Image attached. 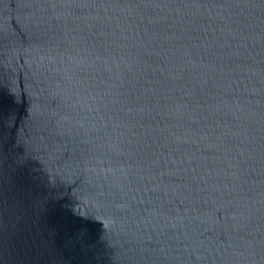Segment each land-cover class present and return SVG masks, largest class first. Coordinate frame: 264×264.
<instances>
[{"label": "water", "instance_id": "obj_1", "mask_svg": "<svg viewBox=\"0 0 264 264\" xmlns=\"http://www.w3.org/2000/svg\"><path fill=\"white\" fill-rule=\"evenodd\" d=\"M0 264H264V0H0Z\"/></svg>", "mask_w": 264, "mask_h": 264}]
</instances>
